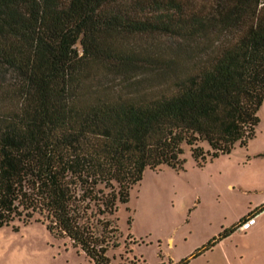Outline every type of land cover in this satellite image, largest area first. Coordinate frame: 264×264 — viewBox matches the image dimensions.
I'll use <instances>...</instances> for the list:
<instances>
[{
  "label": "trees",
  "instance_id": "trees-1",
  "mask_svg": "<svg viewBox=\"0 0 264 264\" xmlns=\"http://www.w3.org/2000/svg\"><path fill=\"white\" fill-rule=\"evenodd\" d=\"M263 101L264 0H0V228L111 264L145 169L245 145Z\"/></svg>",
  "mask_w": 264,
  "mask_h": 264
},
{
  "label": "rangeland",
  "instance_id": "rangeland-1",
  "mask_svg": "<svg viewBox=\"0 0 264 264\" xmlns=\"http://www.w3.org/2000/svg\"><path fill=\"white\" fill-rule=\"evenodd\" d=\"M257 116L245 145L201 165L186 148L181 169H145L111 216L119 229L111 264H264V101ZM248 213L254 229L230 231ZM15 226L0 228V264H93L42 221Z\"/></svg>",
  "mask_w": 264,
  "mask_h": 264
},
{
  "label": "built area",
  "instance_id": "built-area-1",
  "mask_svg": "<svg viewBox=\"0 0 264 264\" xmlns=\"http://www.w3.org/2000/svg\"><path fill=\"white\" fill-rule=\"evenodd\" d=\"M256 222V215L254 213L248 214L239 220L240 228H248Z\"/></svg>",
  "mask_w": 264,
  "mask_h": 264
},
{
  "label": "crops",
  "instance_id": "crops-1",
  "mask_svg": "<svg viewBox=\"0 0 264 264\" xmlns=\"http://www.w3.org/2000/svg\"><path fill=\"white\" fill-rule=\"evenodd\" d=\"M257 223H258V221L256 220V222L253 225L249 226L247 229L248 230H253L254 227L257 225Z\"/></svg>",
  "mask_w": 264,
  "mask_h": 264
}]
</instances>
